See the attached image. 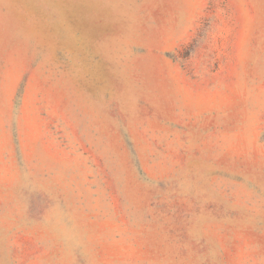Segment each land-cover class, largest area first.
<instances>
[{"label": "rangeland", "instance_id": "374dc122", "mask_svg": "<svg viewBox=\"0 0 264 264\" xmlns=\"http://www.w3.org/2000/svg\"><path fill=\"white\" fill-rule=\"evenodd\" d=\"M0 264H264V0H0Z\"/></svg>", "mask_w": 264, "mask_h": 264}]
</instances>
